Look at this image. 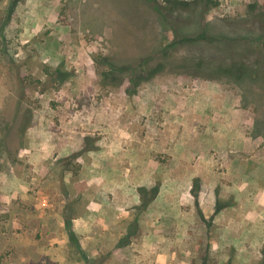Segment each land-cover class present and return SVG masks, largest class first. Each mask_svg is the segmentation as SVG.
<instances>
[{
    "label": "rangeland",
    "instance_id": "obj_1",
    "mask_svg": "<svg viewBox=\"0 0 264 264\" xmlns=\"http://www.w3.org/2000/svg\"><path fill=\"white\" fill-rule=\"evenodd\" d=\"M104 176L159 193L85 247ZM0 264H264V0H0Z\"/></svg>",
    "mask_w": 264,
    "mask_h": 264
},
{
    "label": "crops",
    "instance_id": "obj_2",
    "mask_svg": "<svg viewBox=\"0 0 264 264\" xmlns=\"http://www.w3.org/2000/svg\"><path fill=\"white\" fill-rule=\"evenodd\" d=\"M102 164H103V167L109 165L108 163H102ZM97 179H99L97 181H101L102 186L99 189H95V190L92 189V191L94 190L93 193L95 194L93 199L88 197V193H84L82 195L85 201L84 211L83 213L78 211L76 215H74L73 217L76 223H78L77 226H75V229L82 231V233L84 234L83 237H84L85 247L91 246L92 243L99 241L98 239L99 237H97L98 235L93 233L94 230L92 228V218H93L92 216L94 215L102 216L101 214L102 211L105 210L106 208L108 209L110 208L112 214L109 216L108 221H111L112 224H116L117 226L120 221L129 217L132 209H135L138 205L142 204L139 195L132 194L131 192L129 193V191L125 190V188L123 187L124 185L123 178L117 181L115 180V178H113V176H107V177L104 176L102 178H97ZM91 186L92 188L94 187L93 184H91ZM148 187H151V184H149ZM99 193L103 196V198L99 196ZM246 207L243 210L244 211L243 218L240 221V224H238L242 226V229L245 224H241V223H245L247 220L246 214H245ZM226 208L235 209V205H227ZM105 219L106 217L103 216L102 220H105ZM140 220L141 222H144L143 217L140 218ZM148 223H150V225L148 226L146 225L145 230L154 236V241H156L157 243H161L159 242L160 240L158 238V236H160L161 233L157 232L158 226L156 224V220H152V218H150ZM226 227L229 229V231H231V225H228ZM113 229L114 227L109 226L106 229V231L107 230L111 231ZM240 231L243 232L244 229ZM164 240L166 241V239ZM228 242H230L231 244L233 242V237L232 239H228ZM161 246H167V245L163 244ZM233 246L236 247L235 244H233ZM166 257H167L166 253L160 252L158 261L166 262Z\"/></svg>",
    "mask_w": 264,
    "mask_h": 264
},
{
    "label": "trees",
    "instance_id": "obj_3",
    "mask_svg": "<svg viewBox=\"0 0 264 264\" xmlns=\"http://www.w3.org/2000/svg\"><path fill=\"white\" fill-rule=\"evenodd\" d=\"M204 35H202L201 37H203ZM176 43L178 44V42H172V44L169 46L171 48L174 47V45H176ZM162 53L163 56V60L162 63H175L178 62V60L176 58H173L171 56V54L168 53ZM160 53V54H161ZM106 60H108L107 57H105ZM105 60V61H106ZM242 61V60H240ZM240 61H233V62H218L216 63L218 65V69L216 71L218 72H223V73H235V72H239L240 74H245V72L249 71V67ZM148 63H149V59L144 60V61H140L137 64H127V65H123V66H118V65H112L110 66L109 70H106L103 72V77L104 79H107L108 81H113L114 83H120L122 81V79H130L131 82L134 81V83H138L139 81L146 79V77H152L153 75H156L158 73V69H160V67L158 68H147L148 67ZM202 63L203 61H201L199 63V66L202 67ZM202 69V68H201ZM251 71V70H250ZM144 73H146V77L144 78ZM119 77V78H117ZM118 81V82H117ZM24 125H23V130L25 131L30 123H31V119L32 116L31 114H24ZM142 196H145V193L147 192H151V199H144L142 202V206L143 207H147L150 202L152 200H154L156 198V196L159 193V187L156 186L151 190H148L147 188H142Z\"/></svg>",
    "mask_w": 264,
    "mask_h": 264
}]
</instances>
